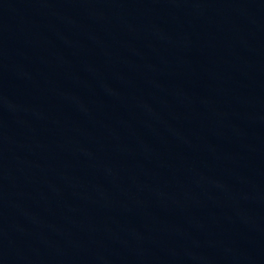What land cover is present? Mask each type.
Returning a JSON list of instances; mask_svg holds the SVG:
<instances>
[{
  "label": "water",
  "instance_id": "1",
  "mask_svg": "<svg viewBox=\"0 0 264 264\" xmlns=\"http://www.w3.org/2000/svg\"><path fill=\"white\" fill-rule=\"evenodd\" d=\"M0 264H264V0H0Z\"/></svg>",
  "mask_w": 264,
  "mask_h": 264
}]
</instances>
